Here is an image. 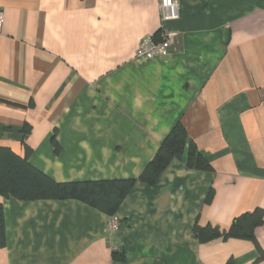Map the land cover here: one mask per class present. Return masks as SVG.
I'll use <instances>...</instances> for the list:
<instances>
[{"label": "crops", "instance_id": "obj_1", "mask_svg": "<svg viewBox=\"0 0 264 264\" xmlns=\"http://www.w3.org/2000/svg\"><path fill=\"white\" fill-rule=\"evenodd\" d=\"M176 1L163 23L159 0H0V147L23 156L26 123L28 161L55 181L137 178L180 121L211 166L137 181L114 232L79 200L0 195V264H264L252 239L192 234L261 208L264 251V0ZM162 26L170 52L135 61Z\"/></svg>", "mask_w": 264, "mask_h": 264}, {"label": "trees", "instance_id": "obj_2", "mask_svg": "<svg viewBox=\"0 0 264 264\" xmlns=\"http://www.w3.org/2000/svg\"><path fill=\"white\" fill-rule=\"evenodd\" d=\"M30 126L24 124L21 130L25 153L20 156L8 147H0V195L14 197L19 200L44 199H75L79 200L105 214L113 216L123 199L130 193L137 181L147 185L155 184L164 169L173 159H180L191 169L208 171L211 169L207 157L201 153L196 144L189 138L184 125L177 121L159 144L154 156L146 163L137 178H117L100 180H77L58 182L34 167L28 156L31 149L26 146L25 139L30 132ZM54 151H60V145L52 137ZM210 192L206 198L211 199ZM263 222V210L255 208L252 211L235 216L227 228L206 223L193 225L192 234L200 242L216 237H235L252 239L258 248L259 258L264 257V251L255 239L254 230ZM6 245L4 208L0 201V248ZM113 257L124 260V254L113 251Z\"/></svg>", "mask_w": 264, "mask_h": 264}, {"label": "built area", "instance_id": "obj_3", "mask_svg": "<svg viewBox=\"0 0 264 264\" xmlns=\"http://www.w3.org/2000/svg\"><path fill=\"white\" fill-rule=\"evenodd\" d=\"M161 12V21L163 23L174 21L179 17V5L176 0H159ZM3 13L0 9V31L3 26ZM175 32L162 26L159 38L153 36L145 37L134 51L133 58L135 61H146L153 58H160L170 52ZM120 225L119 220L113 215L109 217L108 227L114 232Z\"/></svg>", "mask_w": 264, "mask_h": 264}]
</instances>
